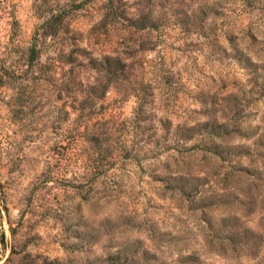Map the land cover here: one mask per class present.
Instances as JSON below:
<instances>
[{"label": "rangeland", "instance_id": "1", "mask_svg": "<svg viewBox=\"0 0 264 264\" xmlns=\"http://www.w3.org/2000/svg\"><path fill=\"white\" fill-rule=\"evenodd\" d=\"M0 264H264V0H0Z\"/></svg>", "mask_w": 264, "mask_h": 264}, {"label": "trees", "instance_id": "2", "mask_svg": "<svg viewBox=\"0 0 264 264\" xmlns=\"http://www.w3.org/2000/svg\"><path fill=\"white\" fill-rule=\"evenodd\" d=\"M61 20L62 19L59 14H53L47 19L45 23L50 25L51 27H55V25H57L58 22H60ZM45 35H47V33H45ZM36 40L29 47L30 64H34V62L39 57V51L37 50ZM72 62L73 61H71V63ZM126 65H127L126 62L123 61L120 57L113 55H105L101 59L91 55L90 57H88V63H87L88 68H90L92 71L96 72L97 74L106 75L109 79L108 84H102L101 95H103V97L107 94L108 87H110L112 83H114L119 79H122L125 76ZM92 86L94 91L96 90V88L100 89L97 82L93 83ZM94 93H96V91ZM90 141L92 140L90 139Z\"/></svg>", "mask_w": 264, "mask_h": 264}]
</instances>
